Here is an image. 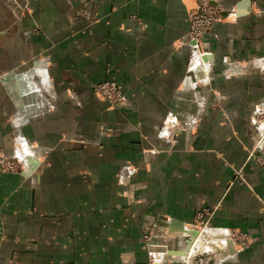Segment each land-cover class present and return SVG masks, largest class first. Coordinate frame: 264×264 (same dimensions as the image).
Here are the masks:
<instances>
[{
	"label": "crops",
	"instance_id": "crops-1",
	"mask_svg": "<svg viewBox=\"0 0 264 264\" xmlns=\"http://www.w3.org/2000/svg\"><path fill=\"white\" fill-rule=\"evenodd\" d=\"M198 3L0 0V149L27 139L39 157L31 171L0 168V264L144 263L146 233L182 234L204 209L249 243L202 264H264V166L248 163L264 73H223L264 55V0H223L232 12L206 35L208 72L181 44ZM205 71L211 88H192ZM106 80L126 105L94 93ZM169 113L199 125L169 138Z\"/></svg>",
	"mask_w": 264,
	"mask_h": 264
},
{
	"label": "built area",
	"instance_id": "built-area-1",
	"mask_svg": "<svg viewBox=\"0 0 264 264\" xmlns=\"http://www.w3.org/2000/svg\"><path fill=\"white\" fill-rule=\"evenodd\" d=\"M229 12H232V9L227 8L223 3V0H199L198 5L189 12V29L187 34L181 40V44H189L191 46V49L193 50L192 58H194L196 47L199 46L204 50V41L207 33H209L218 22H221L224 19L225 14H228ZM226 62L227 68L229 70L235 69L237 71H241L244 68L243 63L236 61L229 62L228 60ZM247 62H249L253 68H260V70H264V55L251 58ZM93 91L96 95L106 100L111 107H122L128 103V97L124 93L122 86L115 80H106L96 83L93 85ZM261 110L262 109H259V112H261ZM258 120L259 119H255V122H258ZM260 122H262V119H260ZM175 124L176 123H164V134L167 137L174 138L176 136L175 133L177 129L172 127ZM185 124L189 125L190 123ZM21 142L26 145V150L23 151L20 156H18L16 153L17 144H15L11 154L5 153L0 149V168L2 170L24 172L25 170L31 171L36 169L37 165L39 164L37 163L39 160L36 149L37 147H34V145L30 144L27 139L21 140ZM252 155H254L256 162L259 165L264 166V154L258 155L252 153ZM126 169L127 173H133L136 170V168H132L131 166H127ZM212 213L213 211L210 209H204L201 211L199 213L197 223L202 225V227H199L197 224L191 227L187 226V233H184L183 235L177 230V227L167 226L165 229H159L156 232L146 233L144 235L145 240L151 245L153 243H167L169 249H174L177 248V245L181 241V236L192 239L194 244V241L196 240L193 236L197 233H206L209 230H221L226 236H228L227 241H232L231 243L234 245H240L241 249H244L248 246L249 239L246 233L234 229L211 226L210 217ZM194 232H196V234H194ZM172 236L176 237V241L174 243L170 242ZM230 245V243H227L224 248L230 247ZM219 249L223 248L219 247ZM158 252L160 253V257L157 255L158 253H156L155 250H152L149 253L148 261L140 264H180L177 262L176 258L171 256L166 251ZM210 253H213V251H206V253L197 252V254L193 256L192 259H195L198 254L204 255Z\"/></svg>",
	"mask_w": 264,
	"mask_h": 264
},
{
	"label": "rangeland",
	"instance_id": "rangeland-1",
	"mask_svg": "<svg viewBox=\"0 0 264 264\" xmlns=\"http://www.w3.org/2000/svg\"><path fill=\"white\" fill-rule=\"evenodd\" d=\"M247 61L244 63V68L241 71H237L235 69L229 70L228 68H225L223 70L224 75L229 76V75L241 74V73H246L247 71H250V70H255V71H258L259 73H264V70H260V68H257V69L253 68L251 66V64ZM200 65L202 67V64H200ZM204 68L207 70V72H208V70H211V68L208 66H207V68H206V66ZM207 72H205V75H207V76L201 75L200 77L196 76L195 78L190 77L189 82L191 83L192 88H195V89L198 88L199 90H204V88L207 86L209 88H211L210 85L212 84V80L214 78L212 75H208ZM203 85H205L204 88H203ZM216 99L218 100L219 97H217ZM197 100H198V106H203V105L207 104V101L204 98L203 99L197 98ZM214 103H217V101ZM259 109H262L261 112H259ZM226 114H225L226 118L230 119V115H228V113H226ZM198 115H199L198 113H191L190 115H188L184 119H181L180 117L182 115L179 116V115H176L175 113H169V115H167V117L165 118L163 123H167V124L176 123L175 125L172 126L174 129H177V128L179 129V127H180V129L191 130V129H193V127H196L197 125H199L198 121H200V118H198ZM255 119H259L258 122H255ZM260 119H262V122H260ZM250 121H251V123H250L251 133L253 136H255L257 138L254 140V143L252 146V153L262 155V154H264V101L262 103H258L254 106V110L251 114ZM185 123H190V124L187 125ZM261 146H262V148H261ZM197 225H199V227H202V225H200L199 223H197ZM212 239L209 240L208 242L206 241L204 246L202 248L196 249L192 253V255H194L195 253H197L199 251L216 250L217 248L219 249V247L224 248L226 246V243H227L226 237L219 236L217 240H212ZM211 255H213V254H211V253L210 254H204V255L198 254V256H196L195 259H191V262H192V260L193 261L195 260V262H194L195 264H197V263L202 264L203 261H205L206 258L208 256H211Z\"/></svg>",
	"mask_w": 264,
	"mask_h": 264
},
{
	"label": "bare ground",
	"instance_id": "bare-ground-1",
	"mask_svg": "<svg viewBox=\"0 0 264 264\" xmlns=\"http://www.w3.org/2000/svg\"><path fill=\"white\" fill-rule=\"evenodd\" d=\"M207 52H205L201 47H196L195 48V54H194V58H193V62H192V69H200L199 65L202 64L203 67L204 65H208L209 61H207ZM209 60V58H208ZM206 63V64H205ZM205 69V68H203ZM206 72V71H205ZM202 76H204L202 74ZM201 80V79H200ZM21 140H17L16 143H17V146L18 147V143H20ZM26 145H24L23 143H21L19 145V147L16 149V153L18 156L21 155V153L23 151L26 150ZM26 171H29V170H25L24 172ZM186 228H187V225H185ZM182 230V229H181ZM186 230H184V233H187ZM182 233V235L184 234ZM223 235V236H222ZM220 234L218 233L217 230H209L208 232H200V233H197L196 235H194L193 237H195V240L194 241V245H191V247L189 248H186L185 250H180V251H183L181 253H179V249L180 248H183L184 246L182 245V242L184 241L188 247V241H187V237H184V236H181L182 239L181 241L179 242V244L177 245V248H174V249H169V247L167 246V243H156V244H152V248L153 250L156 251V253H158L157 255L160 257V253L158 251H163V252H167L169 253L171 256H173L174 258L177 259V262L180 263V264H191V259L193 256H195L197 253H195L194 255H192V253L196 250V249H199V248H202L204 246V244L206 243V241L208 242L209 240H217L219 236L221 237H226L228 239V236H226L225 234ZM226 239V240H227ZM228 244L232 241H226ZM226 243V244H227ZM193 244V243H192ZM233 244V243H232ZM172 251V252H171ZM177 251V252H176ZM206 251H215V250H205V251H199V253H203V252H206ZM186 257V258H184ZM184 258V259H183Z\"/></svg>",
	"mask_w": 264,
	"mask_h": 264
},
{
	"label": "water",
	"instance_id": "water-1",
	"mask_svg": "<svg viewBox=\"0 0 264 264\" xmlns=\"http://www.w3.org/2000/svg\"><path fill=\"white\" fill-rule=\"evenodd\" d=\"M34 94H35L36 96H39L40 92H39L38 90H36V91L34 92ZM38 98H39V97H36V101L39 100ZM248 163H249V165H253V164L256 163V159H255L254 155H252V157L250 158V161H249ZM194 234H196V232H194ZM187 241H188V248H189V247H191V245H192V243H193V240H192V239H187ZM171 252H172V251H171ZM176 252H177V251H176ZM181 252H183V251H179V253H181Z\"/></svg>",
	"mask_w": 264,
	"mask_h": 264
}]
</instances>
